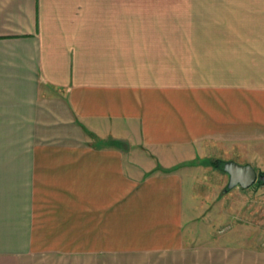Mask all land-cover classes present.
I'll list each match as a JSON object with an SVG mask.
<instances>
[{"label": "crops", "instance_id": "0c3cea01", "mask_svg": "<svg viewBox=\"0 0 264 264\" xmlns=\"http://www.w3.org/2000/svg\"><path fill=\"white\" fill-rule=\"evenodd\" d=\"M263 153L264 0H0V264H264Z\"/></svg>", "mask_w": 264, "mask_h": 264}, {"label": "rangeland", "instance_id": "374dc122", "mask_svg": "<svg viewBox=\"0 0 264 264\" xmlns=\"http://www.w3.org/2000/svg\"><path fill=\"white\" fill-rule=\"evenodd\" d=\"M177 9L164 15L165 17H174L175 20L181 21L180 25L175 24V27H180L181 31L187 32L188 12L185 11L187 8H181V13L179 12L176 14L178 11ZM173 25L174 24H166V31ZM165 59L169 58L165 57ZM172 69V67L166 64L165 73ZM252 162L253 164H259L258 167H254L256 172H264V153L261 155L260 160H254ZM224 174V172L221 174L222 177L219 185L220 193L217 195V199L212 201V206L216 207V209L226 208L228 210V230L240 227L239 231L253 236V239L258 238L264 245V183L258 184L256 181L247 188L241 189L235 186L224 190L226 183Z\"/></svg>", "mask_w": 264, "mask_h": 264}, {"label": "water", "instance_id": "95a60500", "mask_svg": "<svg viewBox=\"0 0 264 264\" xmlns=\"http://www.w3.org/2000/svg\"><path fill=\"white\" fill-rule=\"evenodd\" d=\"M221 168L227 174L225 189H230L234 186L247 188L256 181L264 183V172L258 173L248 164L224 161Z\"/></svg>", "mask_w": 264, "mask_h": 264}, {"label": "trees", "instance_id": "16d2710c", "mask_svg": "<svg viewBox=\"0 0 264 264\" xmlns=\"http://www.w3.org/2000/svg\"><path fill=\"white\" fill-rule=\"evenodd\" d=\"M215 162H216V160H213V163H215ZM214 166L217 167V168H219L220 170H222L220 162H218V164L217 163L214 164ZM257 183L260 184L261 182L260 181H257Z\"/></svg>", "mask_w": 264, "mask_h": 264}]
</instances>
